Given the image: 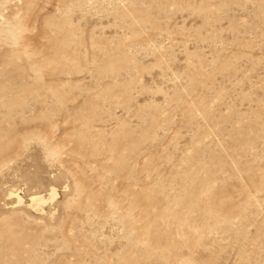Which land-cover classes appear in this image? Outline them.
I'll list each match as a JSON object with an SVG mask.
<instances>
[{"label": "rangeland", "instance_id": "obj_1", "mask_svg": "<svg viewBox=\"0 0 264 264\" xmlns=\"http://www.w3.org/2000/svg\"><path fill=\"white\" fill-rule=\"evenodd\" d=\"M0 264H264V0H0Z\"/></svg>", "mask_w": 264, "mask_h": 264}]
</instances>
